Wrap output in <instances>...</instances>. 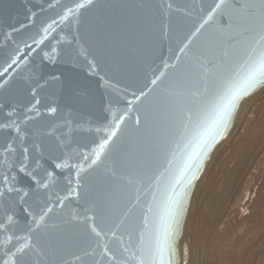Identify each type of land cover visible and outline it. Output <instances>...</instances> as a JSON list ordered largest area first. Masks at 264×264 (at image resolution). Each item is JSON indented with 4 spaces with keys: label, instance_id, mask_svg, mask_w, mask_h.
Listing matches in <instances>:
<instances>
[{
    "label": "water",
    "instance_id": "95a60500",
    "mask_svg": "<svg viewBox=\"0 0 264 264\" xmlns=\"http://www.w3.org/2000/svg\"><path fill=\"white\" fill-rule=\"evenodd\" d=\"M78 2L0 0V84L4 85L0 88V191L5 193L0 197V225L7 228L0 229V264L7 258L6 249L14 250L23 242L15 237L25 235L33 217L39 218L48 207L52 211L40 229L31 234L33 250L27 257L28 264L107 261L100 249L86 255L96 241L87 225L95 224L110 235L129 203L135 201L141 184L147 189L159 177L163 189L181 162L178 139L170 133L167 123L172 105L190 102L192 97L187 95L186 87L173 80V74L183 71L184 84H201L205 76L203 65L232 51L231 47L206 40L215 33L214 27L207 26L205 34L194 39L187 53L179 51L216 0H93L78 15L60 22L59 17L67 8ZM54 19L57 25L43 39V28ZM41 39L43 43L35 42ZM226 39L223 34H215L217 42ZM89 60L96 66L95 71ZM174 64H178V69L171 66ZM160 72L166 75L153 88L150 81ZM263 86L264 83L258 84L237 101L223 138L217 137L192 169L193 178L186 188L174 239L175 264L180 259L177 243L196 182L212 150L232 129L240 102ZM150 88L153 90L147 98L135 101L133 93L138 96L141 90L148 92ZM178 92L184 94L178 96ZM128 101L133 103L129 105ZM33 105L35 108L29 113L28 108ZM50 108L56 112H50ZM126 112L119 138H114L108 157L99 166L88 168L83 156L91 153ZM137 115L141 120L139 127ZM27 116L32 118L25 123ZM13 121L20 126L23 140L11 127ZM5 124L9 127L4 128ZM6 141H13L17 150L7 154V160ZM22 146L29 149L28 171L35 169L33 176L18 170ZM53 157L68 159L70 164H85L80 187L63 205L57 198L66 196L69 187H76L75 169H56L55 163L60 160ZM146 157L154 161L148 171L142 169ZM45 169L53 173L51 178ZM6 175L8 185L3 183ZM37 181L48 187H41ZM9 185L21 192L8 194ZM24 192L28 195L21 201ZM150 200L151 195L142 190L141 205L146 208ZM141 210L137 207L133 217L138 218ZM8 216L13 217L11 222ZM86 216H93L94 220L86 221ZM9 235L13 236L10 243ZM76 256L81 259L76 260Z\"/></svg>",
    "mask_w": 264,
    "mask_h": 264
},
{
    "label": "snow or ice",
    "instance_id": "6c2138e0",
    "mask_svg": "<svg viewBox=\"0 0 264 264\" xmlns=\"http://www.w3.org/2000/svg\"><path fill=\"white\" fill-rule=\"evenodd\" d=\"M93 0H80L74 7H68L67 10L59 17L60 22L67 21L70 16L78 15L81 9L91 5ZM52 5H49L51 7ZM171 8V5H169ZM31 18V17H29ZM202 22L194 31L186 37V43L180 47V53H187L190 46L194 43V39L203 36L207 27H214L215 33H211L206 37L210 42L218 43L222 47H231V53L225 51L218 56L216 60H210L203 65L205 76L201 84H184V72L176 71L173 74V80L187 88V95L192 97L190 102L175 103L171 107V119L167 123L170 133L178 139L177 150L180 152V163L176 169L169 175V178L161 189L160 178L158 177L155 185H149L144 189H137L134 202H130L129 206L122 213V218L116 225V230L111 234L103 233L98 230L95 224H88L87 228L90 233L96 237L95 247L86 255H92L97 249H100V255L107 257V261H100V264H175L174 256V239L177 234L181 215L184 210V198L186 196V188L193 178L192 169L195 167L199 159L202 157L208 147L216 140L217 137L223 138L226 131L229 118L234 110L237 101L248 94L258 84L264 83V0H245L240 3L239 0H216L214 6L207 11L206 17H202ZM226 19V24H225ZM57 20H52L43 28V39H47L49 33L54 30ZM223 34L226 40L215 41V34ZM43 39L35 41L37 44L43 43ZM53 48L52 52L55 53ZM51 59V57H49ZM179 61V57H177ZM218 61V62H217ZM95 71L96 66L92 61H88ZM174 69H178V64L171 65ZM165 67H168L167 62ZM165 72H160L159 76H155L150 81L153 88L161 82V78L165 77ZM4 87L0 84V88ZM202 87V91H201ZM141 90L137 96L135 93V101L140 102L141 98H147L149 92ZM178 92L176 95H183ZM35 95V93H33ZM39 100L35 102L36 105ZM133 101H128L131 105ZM35 105L28 108V112H32ZM50 112H56L55 108H50ZM132 111L129 107L128 112ZM126 112L115 121L111 130L105 133L100 142L92 148L90 154H85L83 160L87 163L88 168L99 166L103 160L108 157L111 152L114 138H119L118 133L121 132V124L124 122ZM31 116H27V120H31ZM141 120L139 115L136 117V125L139 127ZM8 128L9 125H3ZM11 127L19 135L22 130L20 126L13 121ZM23 140V135H19ZM38 150V149H37ZM13 141H6L4 148L5 159L7 154L16 153ZM175 156V152L173 153ZM54 160H60L55 163L56 169H75L76 187H69L67 195L63 198L58 197V202L63 205L64 200L71 197L76 188L80 187V173L85 171L84 163H69L68 159H60L53 157ZM30 162L29 149L21 147L19 153V172L33 176L28 171ZM154 161L151 157H146L142 164L145 171L153 168ZM12 166L9 165V168ZM171 168V162H169ZM47 177L51 178L53 173L45 169ZM15 176L12 177L15 180ZM34 178V177H33ZM3 183L8 185L9 178L6 175ZM41 187L47 188V183L37 181ZM71 184V181H70ZM144 190L145 195L150 194L151 200L147 203L146 208L141 205V191ZM8 194L13 192L20 193V188H14L9 185ZM5 193L0 191V197ZM28 193L24 192L20 196V200H24V196ZM137 207H141L139 217H133V213ZM27 211V209H25ZM52 211L48 207L39 218L33 217L32 223L27 226V233L22 236H16L17 241H23L15 246L14 250L6 249L2 264H28L27 257L33 250V241L31 234L40 229L45 222V217ZM8 221L13 220L12 216L7 217ZM86 221L94 220L93 216H86ZM127 222V223H126ZM0 229L7 231L4 225H0ZM122 229V231H120ZM127 237V239H125ZM8 242L13 240V236H8ZM115 241V244L111 242ZM76 260L81 257L76 256ZM64 264H69L64 261Z\"/></svg>",
    "mask_w": 264,
    "mask_h": 264
},
{
    "label": "bare ground",
    "instance_id": "6f19581e",
    "mask_svg": "<svg viewBox=\"0 0 264 264\" xmlns=\"http://www.w3.org/2000/svg\"><path fill=\"white\" fill-rule=\"evenodd\" d=\"M262 93H264V86L240 102L229 135L216 145L205 164L204 171L206 168L209 169L208 176L203 181L198 180L196 182L184 220L182 234L177 243L180 257L178 264H207L205 260L207 255L213 257V264H222L224 255L227 253H234L230 258L238 260L240 264H264V206L252 212H246L247 209L242 208L238 221L224 229L219 227L227 217L229 208L236 201L247 178L251 158L259 154L257 152L260 149L259 146L264 143V95L261 96ZM258 100H261V107L257 110V114L255 113L256 119L253 125L245 128L240 135L244 139L256 138L257 135H253L252 131L259 130L260 142L250 145L238 156H235L233 151L227 157H223V150L225 151L234 144L231 141L230 133L234 131L240 119L244 117L248 106ZM223 143L229 144L225 146ZM230 160H233V167L225 168ZM215 167H218L219 170L213 173ZM222 180L223 182H221ZM204 190L206 191L205 194ZM206 200L208 201L206 207L200 210L199 202L203 204ZM196 213H202L199 220V215L197 217ZM200 220H205V228L198 224ZM248 220L251 221V224L241 235L234 237L236 231ZM189 232L193 241L196 236H199L197 245L188 242L187 235ZM256 235L259 237L255 240ZM185 248H187L186 253ZM186 254L189 258L184 263Z\"/></svg>",
    "mask_w": 264,
    "mask_h": 264
},
{
    "label": "rangeland",
    "instance_id": "374dc122",
    "mask_svg": "<svg viewBox=\"0 0 264 264\" xmlns=\"http://www.w3.org/2000/svg\"><path fill=\"white\" fill-rule=\"evenodd\" d=\"M263 95H264V93L261 94V96H263ZM260 107H261V100L256 101L254 104L251 103L248 106L249 111L248 110L245 111L244 117H242L240 119V121L238 122L234 131L230 133L231 141L234 144H232L230 147L225 149V151L223 150V152H222L223 157H227L233 151L235 152V156H238L241 154V152L243 150L247 149L250 145H254V144L260 142L261 137H260L259 130L258 131L257 130L252 131L254 133L253 135H255V136L257 135L256 138L244 139L240 135L242 133V131L245 130V128L253 125V123L256 119L257 110ZM228 144L229 143H227L225 145V143H223V145H225V146H227ZM259 147H260V149L257 151V152H259V154L258 155L256 154L255 156H253L251 158V161H250L251 165H250V169L248 171V174L246 176L247 178L241 187V190L239 192L238 197L236 198V201L229 208L227 217L223 220V223L219 226L220 229H224L226 227H229L232 224H234V222L238 221L240 219V216H241L242 208L247 209L246 212H248V211L252 212V211L258 210L259 208L264 206V143L260 144ZM260 150H261V152H260ZM232 167H233V160H230L227 163L225 168L229 169ZM217 170H219V168L215 167L213 173ZM208 172H209V169L206 168L199 180L203 181L208 176ZM213 173H211V175H213ZM221 182H223V180ZM203 192L205 194L206 191L204 190ZM203 196H202V198H203ZM249 197H250V199H249ZM206 202H208V201L206 200L203 204L199 202L200 210H202L204 207H206ZM205 210H206V208H205ZM202 213H200V214L196 213L197 217L199 215L198 220L201 218ZM198 224L200 226H202L203 228H205V225H206L205 220L198 221ZM250 224H251L250 220L245 222L244 225L236 231V233L234 234V237L241 235ZM187 236H188V242L194 243V245L198 244L197 240H199L198 239L199 236L198 237L196 236L194 241H193V238H192V235L190 234V232L188 233ZM258 237L259 236L256 235L255 240L258 239ZM186 249L187 248L184 249L185 253L187 252ZM232 254H234V253H232ZM232 254L227 253L226 255H224V261L222 264H240L238 262V260H232L230 258V256ZM188 258L189 257L186 254V258H185V260H183V262L184 263L187 262ZM205 260H206L207 264H213V261H212L213 257L212 256L207 255Z\"/></svg>",
    "mask_w": 264,
    "mask_h": 264
}]
</instances>
